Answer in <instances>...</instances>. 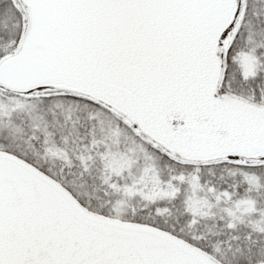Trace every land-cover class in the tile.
I'll list each match as a JSON object with an SVG mask.
<instances>
[{
    "label": "snow or ice",
    "instance_id": "obj_1",
    "mask_svg": "<svg viewBox=\"0 0 264 264\" xmlns=\"http://www.w3.org/2000/svg\"><path fill=\"white\" fill-rule=\"evenodd\" d=\"M0 264H264V0H0Z\"/></svg>",
    "mask_w": 264,
    "mask_h": 264
}]
</instances>
